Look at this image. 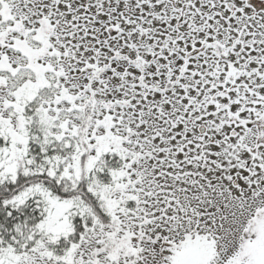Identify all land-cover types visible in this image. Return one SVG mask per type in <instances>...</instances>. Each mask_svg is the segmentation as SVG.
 Listing matches in <instances>:
<instances>
[{
  "label": "snow or ice",
  "instance_id": "6c2138e0",
  "mask_svg": "<svg viewBox=\"0 0 264 264\" xmlns=\"http://www.w3.org/2000/svg\"><path fill=\"white\" fill-rule=\"evenodd\" d=\"M0 264H264V0H0Z\"/></svg>",
  "mask_w": 264,
  "mask_h": 264
}]
</instances>
